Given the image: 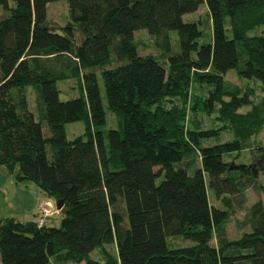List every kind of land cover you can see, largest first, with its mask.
Instances as JSON below:
<instances>
[{"label": "trees", "instance_id": "trees-1", "mask_svg": "<svg viewBox=\"0 0 264 264\" xmlns=\"http://www.w3.org/2000/svg\"><path fill=\"white\" fill-rule=\"evenodd\" d=\"M54 1L0 0V165L17 166L67 211L59 227L0 219V264H264V144H251L264 113L224 77L234 70L264 89V32L248 35L264 24V0H65L59 30L46 23ZM202 4L208 39L182 19ZM138 30L162 59L137 52ZM98 76L115 128L104 129ZM65 79L78 95L60 100L56 83ZM192 85L206 87L191 101L193 125L201 111L218 127L186 126ZM75 121L83 133L67 139L64 125ZM221 131L232 139L201 144ZM244 150L249 164L223 160ZM207 187L222 208L209 204ZM249 187L262 198L243 207L246 230L229 240L233 198L242 205ZM181 235L194 243L168 247V236ZM112 242L115 255L104 247ZM96 248L101 260L89 255Z\"/></svg>", "mask_w": 264, "mask_h": 264}, {"label": "rangeland", "instance_id": "rangeland-1", "mask_svg": "<svg viewBox=\"0 0 264 264\" xmlns=\"http://www.w3.org/2000/svg\"><path fill=\"white\" fill-rule=\"evenodd\" d=\"M184 21H196L202 30L203 39L210 37V21L207 9L202 4L195 12L184 14L182 16ZM68 21L67 5L65 0H57L50 2L47 5V26L51 29L59 30ZM226 33L230 36L229 25L227 18L224 20ZM264 32V24L254 27L248 32V35H257ZM171 39H176L175 32H170ZM134 38L137 43V52L139 54H152L162 59V53L156 48L153 39L144 31L138 30L134 33ZM174 43L172 42V46ZM174 49V48H173ZM227 81L248 89L251 93V99L254 104L258 105L261 112L264 113V89L261 88V84L257 80L242 79L236 75L234 70H229L224 74ZM98 85L100 87V94L102 97V103L105 111V126L104 129L115 128L116 122L114 114L105 108L104 91L101 83V79L97 78ZM58 88V96L60 100H66L74 98L78 95L76 83L74 79L60 80L56 83ZM206 87H198L192 85L187 98L186 104V126L188 128L198 127L199 129H210L219 126L217 122L213 120L214 115H205L201 111H197L195 119L199 120L196 125H193L192 112L190 110L191 101L205 94ZM26 99L29 109L34 111V92L31 87H27L25 90ZM248 107L240 108V111H244ZM67 139H72L78 135H82L84 125L82 121H75L66 123L64 125ZM232 139V134L228 131H221L218 135L202 139V145H211L214 143H222L224 141ZM251 144H264V127L256 135L251 137ZM251 155L249 150H244L240 153H231L224 155L223 160L232 164H249ZM199 159L196 158L194 167H199ZM18 167L16 166L13 171H8L3 165H0V219L6 217H13L19 221L36 220L38 221L39 214L36 210L37 204L50 203L53 209V213L49 216L42 218L43 224L50 227H59L61 224V213L55 208V200L52 197L46 195L43 191L39 190L32 182L21 179L18 177ZM258 180L264 183V176L259 175ZM208 202L213 207L222 208L221 203L213 195V192L207 187L206 189ZM244 197V203L239 205L238 199L233 198L234 205L229 209L228 217L225 221V235L229 240H237L241 233L246 229L242 227V219L244 214V208L258 198H262V195L254 191L252 188H246L242 192ZM244 207V208H243ZM168 247H182L189 246L194 243V238L189 235L181 236H168L166 238ZM212 245H216L214 235L210 240ZM104 247L113 255L116 253L115 243L105 244ZM99 248H96L90 252V257L96 260H101ZM47 264H52L51 261ZM83 264V263H80Z\"/></svg>", "mask_w": 264, "mask_h": 264}, {"label": "built area", "instance_id": "built-area-1", "mask_svg": "<svg viewBox=\"0 0 264 264\" xmlns=\"http://www.w3.org/2000/svg\"><path fill=\"white\" fill-rule=\"evenodd\" d=\"M36 210L37 213L39 214V220L37 221L38 224H42V218L49 216L53 213V209L52 206L50 205V203H46V204H37L36 205Z\"/></svg>", "mask_w": 264, "mask_h": 264}, {"label": "water", "instance_id": "water-1", "mask_svg": "<svg viewBox=\"0 0 264 264\" xmlns=\"http://www.w3.org/2000/svg\"><path fill=\"white\" fill-rule=\"evenodd\" d=\"M55 208L61 213L65 214L66 213V208L63 206L62 200L58 199L55 201Z\"/></svg>", "mask_w": 264, "mask_h": 264}]
</instances>
